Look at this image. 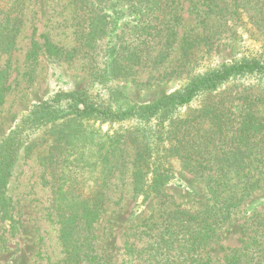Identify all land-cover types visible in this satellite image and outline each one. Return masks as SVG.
Returning a JSON list of instances; mask_svg holds the SVG:
<instances>
[{
  "label": "rangeland",
  "instance_id": "rangeland-1",
  "mask_svg": "<svg viewBox=\"0 0 264 264\" xmlns=\"http://www.w3.org/2000/svg\"><path fill=\"white\" fill-rule=\"evenodd\" d=\"M7 1L0 0L1 8L8 9ZM103 6L107 32L98 40L94 57L79 53L66 59L49 54L45 42L51 40L64 49L78 45L79 11L73 0H25L24 20L11 58V86L0 104V143L34 103L57 92L78 90L97 105L124 108L154 101L208 70L264 53V10L256 9L253 0H178L176 9L138 0H105ZM175 10L178 20L173 19ZM34 41L39 48L33 60L27 55ZM133 46L142 49L143 61L118 73L119 58ZM245 81L223 86L210 100L242 110L245 97L260 90L258 85L248 87ZM205 101L206 95L199 96L180 113L195 112ZM254 110L264 115L263 104L254 105ZM69 118L41 127L34 135L33 148L23 150L12 168L6 194L15 218H5L0 210V264L62 261L59 206L92 196L103 184L102 210L93 225L98 264H142L129 260L127 243L146 246L175 211L198 213L214 205L219 208L224 201L230 203L228 196H232L229 212L217 214L216 236L201 255L214 264H227L226 255L233 248L243 249L250 242L249 256L239 264H264L257 249V241L264 244V141L244 158L239 175L230 174L234 186L217 204L209 190L210 174L193 172L178 156L168 158L173 177L161 192L145 191L151 169L145 186L138 187L132 171L140 136L137 138L133 121H78L86 132L79 134L84 138H74L79 147L67 144L65 150H56L54 140ZM127 130L135 140L127 141L124 164L106 179L101 166L94 163L98 146L107 145L105 135ZM52 154L57 155V162L50 164ZM154 160L151 158L150 166ZM248 170L252 173L242 175ZM250 185L251 189L246 188ZM173 262L184 264L177 257Z\"/></svg>",
  "mask_w": 264,
  "mask_h": 264
},
{
  "label": "trees",
  "instance_id": "trees-1",
  "mask_svg": "<svg viewBox=\"0 0 264 264\" xmlns=\"http://www.w3.org/2000/svg\"><path fill=\"white\" fill-rule=\"evenodd\" d=\"M105 0H73L79 11L76 22V38L78 45L64 49L51 40L45 42L46 51L56 57L71 59L77 54L93 58L98 40L107 32V15L104 13ZM135 1V0H128ZM145 4H160L175 8L178 0H138ZM256 9L264 10V0H253ZM8 9L0 6V104L5 92L10 88V70L12 54L17 49V36L23 24V6L25 0H8ZM175 20L179 19L176 10ZM176 32L172 29V34ZM39 43L34 41L28 52V59H36ZM142 49L130 47L119 59L118 73H124L133 64L143 60ZM7 56L2 65L1 60ZM127 61L124 64V61ZM133 63V64H132ZM252 79L253 82H249ZM248 81V87L258 85L260 90L245 97L246 105L237 111L222 101H211L210 98L223 86L235 81ZM264 53L253 58H244L220 68L208 70L192 78L189 82L160 98L140 104H128L124 108L100 106L94 103L85 92L72 90L57 92L52 98L34 103L29 111L21 117L16 126L0 143V210L5 218L13 220L11 203L6 188L12 174V168L23 150L33 148L37 131L50 122L71 117L55 138L56 150H65L67 144L79 147L75 137L86 133L82 120H100L101 122L133 121L140 136L139 147L133 161L132 178L135 184L145 186L147 176L151 172V180L147 183L146 192L159 193L173 177L172 168L168 165L169 156L182 158L186 166L198 174L208 173L209 190L216 203L219 204L226 191L234 185L230 183L235 173L239 175L244 167V158L249 157L260 142L264 141V115L254 110V105H264ZM206 95L199 110L182 115V107L190 104L199 96ZM208 126L205 127V125ZM73 133V135H72ZM136 137V136H135ZM107 145L99 144L96 151L95 164L101 166L106 179L113 176L115 169L124 164L127 152V141L135 140L128 130L105 135ZM88 147V143H84ZM92 149V148H91ZM103 149V150H102ZM52 153V152H51ZM52 154L50 164L56 163ZM155 158L150 166L151 158ZM235 166V167H232ZM149 169L151 171L149 172ZM252 173L248 170L242 175ZM257 183V180L254 184ZM251 186V185H250ZM246 187L251 189V187ZM104 189V184L100 191ZM100 191L87 198L60 205L59 221L61 222V239L65 257L57 264H98V254L93 247L95 234L93 225L102 210V193ZM232 197V196H231ZM231 197H227L230 200ZM230 203L224 201L219 208L215 205L205 211L191 213L179 209L170 216L153 242L142 247L134 243L126 244V254L132 263L142 264H174L175 257L184 264H214L210 257L201 255V251L214 240L217 214H227ZM58 205V204H57ZM223 211L220 213L219 210ZM202 213V214H201ZM212 214H216L215 217ZM257 241V240H256ZM257 249L261 250L260 259L264 260V244L257 241ZM250 242L243 249L233 248L226 255L227 264H239L243 257L249 256ZM240 250V251H239ZM252 261V259H251ZM244 263V264H250ZM253 263V262H252ZM260 263V262H259Z\"/></svg>",
  "mask_w": 264,
  "mask_h": 264
}]
</instances>
